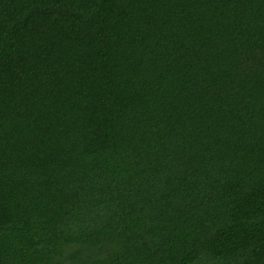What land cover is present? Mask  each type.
<instances>
[{"label": "trees", "instance_id": "1", "mask_svg": "<svg viewBox=\"0 0 264 264\" xmlns=\"http://www.w3.org/2000/svg\"><path fill=\"white\" fill-rule=\"evenodd\" d=\"M0 264H264V0H0Z\"/></svg>", "mask_w": 264, "mask_h": 264}]
</instances>
